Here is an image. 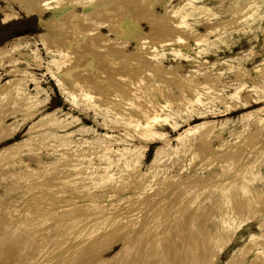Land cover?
<instances>
[{
	"label": "rangeland",
	"instance_id": "rangeland-1",
	"mask_svg": "<svg viewBox=\"0 0 264 264\" xmlns=\"http://www.w3.org/2000/svg\"><path fill=\"white\" fill-rule=\"evenodd\" d=\"M148 1L107 0L102 18L109 25L103 28L94 21L104 40L89 44L88 48L95 47L89 49L91 55L95 51L91 66L76 67V78L83 77L90 86L91 100L60 89L49 72L33 64L28 71L40 79L42 88L36 95L38 111L26 113L18 104L12 105L9 97L0 100V264H107L121 249H125L122 256L135 257L132 264L148 262V258V264H158L161 254V258H139V250L136 256L130 244L123 247L122 237L144 228L145 233L137 231L136 237L142 234L139 241L150 236L163 239L161 244L168 237L180 240L178 225L184 212H193L184 221L185 230L198 237L196 243L205 253L203 264H225L250 236L259 233L257 218L250 213L241 215L232 233L223 230L229 206L221 198L228 195L224 186L229 171L232 185L264 192V77L260 76L264 71V13L257 22L248 23L246 11L238 14L231 8L234 0ZM252 1L264 6V0ZM4 2L0 0V7L6 6ZM186 2L197 10L179 29L173 22L182 10L171 21L169 13ZM1 18L2 14L0 47L20 43V53L11 55L19 57L18 61L6 59L4 69L23 68L24 54L36 49L43 66L58 57L42 47L37 34L43 29L37 16L21 13L6 22ZM154 19L162 24L154 26ZM180 35L183 44L175 41ZM195 39L200 43L194 44ZM74 40V48L65 43L71 52L70 65L83 52V41ZM177 49L183 55H177ZM3 68L0 83L14 78ZM98 81L111 85L102 90ZM252 83L261 89L255 91ZM26 92L35 94L34 85L29 84ZM235 92L241 95L240 102L229 103L228 96ZM97 102L100 106L94 105ZM122 104L129 106L127 112ZM139 108L148 116L157 111L160 118L145 125ZM51 120L54 125L49 124ZM230 151H235L231 160L227 159ZM167 204L169 214L154 216ZM119 224L121 228L116 227ZM78 243L83 244L81 249L75 246ZM255 251L247 252L239 264H254L250 260ZM260 260L264 264V251Z\"/></svg>",
	"mask_w": 264,
	"mask_h": 264
},
{
	"label": "bare ground",
	"instance_id": "bare-ground-1",
	"mask_svg": "<svg viewBox=\"0 0 264 264\" xmlns=\"http://www.w3.org/2000/svg\"><path fill=\"white\" fill-rule=\"evenodd\" d=\"M6 2V6L5 7H0V14H2V21L6 22L10 19H14L15 17H19V15L21 13H24L26 16H37L38 17V25L43 29V32L38 33V37L39 40L41 41L40 43L42 44V47L45 49V51L47 53H56L57 54V58H53L51 59L50 62H48L46 65H42L41 62V55L38 49H36L35 51H33L32 53H26L24 54V62L25 64L23 68H17L16 66L13 67L10 70H6L3 68L5 60L8 59V63H14L16 61H18L17 57L16 59L14 57H12V53L14 52H18L19 51V47H20V43L19 42H14L12 43L8 48H3L0 47V69L3 68V70L5 71V73L11 75H13V79L11 80H6L3 83H0V100L7 98L8 97L11 99H13L11 101L12 105H19L20 107H22L24 109V111L27 112H31V113H36L38 111V106H39V100L36 98V95L41 92L42 88L40 85V79L38 77H36L33 73H31L30 71H28V69H30L31 64H33L34 66H36V68H41L43 67V69L45 70V72H49L50 75L52 77H54L57 82H58V86L60 89H64L66 90L69 94L73 95L74 97H76V95H80L81 97H83L85 100H91L92 93L90 91V86L89 88L87 87L88 85L86 84V81L82 79H79L78 77L76 78V71L78 69H76V67L81 66H91V64H93V60L95 58V51H94V56L91 55V52L88 48L90 47L89 44L91 43H97L104 40V33L102 34L101 29L97 28L98 26L94 23L95 20H97L99 22V25H101V27L105 28V26L109 25L106 24V20H104L102 17L104 14H106L107 12V4L109 2H107V0H4ZM148 1V0H147ZM158 1V0H157ZM233 1V0H231ZM4 2V3H5ZM142 2V0H141ZM140 2V3H141ZM145 2V1H143ZM149 2V1H148ZM155 2V1H154ZM234 7L231 8H235L234 11L238 14H241L242 12L246 11L245 13V18L246 21L248 23H254L257 22V20L261 17V15L264 13V6L261 5V1H256L253 2L252 0H234ZM138 3V2H137ZM147 3V2H146ZM187 3V2H186ZM184 3L183 5H180V8L177 9H173L171 10V12L169 14L170 18L169 21H171V17H175V15H177L178 11L181 9L182 10V15L180 17H178L173 23L174 26H176L177 28H183L185 27V22H186V18L189 16L193 15L194 10H197L196 8H193L190 6L189 3ZM15 4V5H14ZM148 4H152V3H148ZM5 5V4H4ZM142 5V3H141ZM145 5V4H144ZM162 5V4H161ZM165 5V4H164ZM18 8V10L16 8ZM179 7V6H178ZM173 8V5H172ZM114 9V8H113ZM152 9V8H151ZM200 9V8H199ZM115 10V9H114ZM48 11V16H45L46 12ZM166 11V10H165ZM153 12V11H152ZM169 12V10H168ZM164 13V12H162ZM166 13V12H165ZM164 13V14H165ZM157 14V13H156ZM163 14V15H164ZM168 14V13H167ZM168 14V16H169ZM113 15V14H112ZM154 15V13H153ZM158 15V14H157ZM155 16V15H154ZM166 16V15H165ZM106 17V16H105ZM123 17V16H122ZM156 17V16H155ZM108 18V17H107ZM168 19V17H167ZM120 20V19H118ZM149 20V18L147 19ZM150 20H153L152 18ZM157 20V19H154ZM165 20V18H164ZM174 20V19H173ZM149 22V21H148ZM152 21H150L149 23H151ZM160 22L159 20H157L156 22V26L157 27V23ZM167 22V21H165ZM171 22V23H172ZM108 23V22H107ZM161 23V22H160ZM159 23V25H161ZM117 25V24H116ZM153 25V23H152ZM151 26V25H150ZM149 26V27H150ZM115 28V27H114ZM135 28V27H134ZM153 28V27H152ZM110 31V30H109ZM113 31V30H112ZM116 31V30H115ZM114 31V32H115ZM117 34V32L115 33ZM120 34V33H119ZM137 35V34H136ZM134 37V36H133ZM136 37V36H135ZM76 38L79 41H83V43L81 44L82 46V53L79 54V58L78 55L76 58L78 59H74L72 61V65L67 64L69 63V61L67 62V58L70 57L71 52L67 49V47L65 46L66 44L68 45V43L70 44L71 42H73V40ZM108 38V37H107ZM106 38V39H107ZM187 39V38H185ZM108 40V39H107ZM184 38L180 35V36H176L175 41L178 43H184L185 41H183ZM58 41V43L56 42ZM75 41V40H74ZM78 42V41H77ZM66 43V44H65ZM71 43L70 48L73 47L72 45L75 44ZM79 43V42H78ZM101 43V42H100ZM110 43V41H109ZM141 43V42H140ZM200 40L195 39L194 44H199ZM93 44V45H94ZM107 44V43H106ZM96 45V44H95ZM104 45V43H103ZM140 45V44H139ZM22 46V45H21ZM26 46V45H24ZM108 46V45H107ZM184 46V45H183ZM75 47V46H74ZM73 47V48H74ZM69 48V47H68ZM69 48V49H70ZM72 48V53L76 52V50H73ZM95 48V47H93ZM99 48V47H98ZM103 48V47H102ZM178 48V47H176ZM107 49V48H105ZM139 49V48H138ZM104 50V49H103ZM113 50V49H112ZM111 50V51H112ZM193 50V49H192ZM92 51V50H91ZM109 51V50H107ZM115 51V49L113 50ZM119 51V50H118ZM139 51V50H138ZM182 50L177 49L174 50V52L177 55H183ZM100 52V51H99ZM105 52V51H104ZM117 52V51H116ZM24 53V52H23ZM73 53V54H74ZM101 53H102V49H101ZM100 53V54H101ZM119 53V52H118ZM72 54V55H73ZM114 54V53H113ZM19 55V54H18ZM103 55V54H102ZM23 56V55H22ZM76 54H74L73 57H75ZM97 56V55H96ZM10 57V58H9ZM72 57V58H73ZM99 57V56H98ZM104 57V56H103ZM187 57V56H186ZM70 58V60L72 59ZM102 58V57H101ZM107 58V57H105ZM191 58V57H190ZM104 59V58H103ZM21 61V60H20ZM77 62L81 63V64H77ZM105 62V60L103 61ZM7 63V62H6ZM23 63V62H22ZM105 65V64H104ZM161 66V65H160ZM159 66V68H160ZM257 67V66H256ZM264 68V67H262ZM261 68V69H262ZM260 69V68H258ZM256 70V68H255ZM262 72V71H261ZM152 73V72H151ZM155 73V72H154ZM153 73V74H154ZM80 74V73H79ZM106 74V73H105ZM104 74V75H105ZM101 75V74H99ZM118 75V74H117ZM217 75V74H216ZM260 75V74H259ZM258 75V76H259ZM78 76V75H77ZM93 76V75H92ZM111 76V75H110ZM150 76V75H149ZM160 76V75H159ZM261 77H264V71L261 73L260 75ZM96 77V76H95ZM108 77V76H107ZM210 77V76H209ZM81 78V77H80ZM111 78V77H110ZM119 78V77H118ZM88 79V78H87ZM86 79V80H87ZM108 79V78H107ZM112 79V78H111ZM114 80V79H113ZM140 80V79H139ZM170 80V78H169ZM110 81V80H109ZM143 81V80H142ZM141 81V82H142ZM145 81V80H144ZM211 81V80H210ZM99 82V81H98ZM98 82H95L98 83ZM118 82V81H117ZM141 82L139 83V85L141 84ZM111 83V82H110ZM120 83V82H119ZM135 83V82H134ZM145 83V82H144ZM147 83V82H146ZM180 83V82H179ZM29 84H33L34 88L36 89V93L35 94H30L28 92H26V89L28 87ZM99 85H101L102 90H107L108 89V85L111 84H107V82H99ZM138 84V83H137ZM184 84V83H183ZM245 84V83H244ZM253 84V89L255 91H258L259 89H261V85L260 84H256V83H252ZM90 85V84H89ZM97 85V84H96ZM132 85V84H131ZM135 85V84H134ZM142 85V84H141ZM146 85V84H145ZM243 85V84H242ZM98 86V85H97ZM122 86V85H120ZM133 86V85H132ZM131 86V87H132ZM101 87L99 86L100 90ZM111 87V86H110ZM113 87V86H112ZM115 87V86H114ZM242 87V86H241ZM122 88V87H119ZM117 88V89H119ZM140 88V87H139ZM189 88V87H188ZM114 89V88H113ZM116 89V88H115ZM125 89V88H124ZM123 89V90H124ZM127 89V88H126ZM136 89V88H135ZM212 89V88H211ZM242 89V88H241ZM263 89V87H262ZM122 90V89H121ZM122 90V91H123ZM93 91V90H92ZM111 91V90H110ZM125 91V90H124ZM123 91V92H124ZM135 91V90H134ZM141 91V90H140ZM105 92V91H104ZM114 92V91H113ZM116 92V91H115ZM120 92V91H119ZM130 91H128L129 94ZM263 92V91H262ZM112 93V91H111ZM118 93V92H117ZM122 93V92H121ZM126 93V92H124ZM238 93H240L238 91ZM237 92H235L234 94H230L228 96V102L229 103H237V101H239L241 95H238ZM243 93V92H242ZM99 94V93H98ZM150 94V93H149ZM95 95V94H94ZM104 95V94H102ZM109 95V94H108ZM101 96V94H100ZM115 96L117 97V95L115 94ZM143 96V95H142ZM225 96V95H224ZM243 96V95H242ZM250 96V95H248ZM248 96H244L243 98H248ZM95 97V96H94ZM111 97V96H109ZM112 97H114L112 95ZM127 97V96H126ZM48 97H45L44 100H47ZM100 98V97H99ZM102 98V97H101ZM104 98V97H103ZM108 98V97H107ZM124 98V97H123ZM122 98V100H123ZM135 98V97H134ZM145 98V97H144ZM142 98V99H144ZM225 98V97H224ZM98 99V98H95ZM114 99V98H113ZM118 99V98H117ZM121 99V98H120ZM132 99V98H130ZM112 100V98H111ZM111 100L110 103L112 102ZM116 100V98L114 99V101ZM136 100V99H135ZM140 100V99H139ZM191 100V99H190ZM199 100V99H198ZM4 102V100H1ZM0 101V103H1ZM9 101V103H10ZM94 101V100H93ZM104 101V100H103ZM108 101V100H106ZM108 101V102H109ZM118 101V100H117ZM141 101V100H140ZM192 101V100H191ZM226 101V103H227ZM125 102V101H124ZM126 102H129L128 100ZM240 102V101H239ZM6 103V102H5ZM4 103V104H5ZM8 103V101H7ZM6 103V104H7ZM8 103V104H9ZM107 103V102H106ZM113 103V102H112ZM115 103V102H114ZM123 103V102H122ZM137 103V102H136ZM225 103V104H226ZM228 103V104H229ZM234 103V104H235ZM3 104V103H2ZM124 104V103H123ZM122 104V108H126L124 107V105ZM144 104V103H143ZM195 104V103H194ZM94 105L100 106V104L98 105V102L95 103ZM107 106V104H105ZM114 105V104H111ZM121 105V104H120ZM130 105V103H129ZM151 105V104H150ZM236 105V104H235ZM232 104V107L235 106ZM10 106V105H9ZM102 106V105H101ZM230 106V105H229ZM237 106V105H236ZM11 107V106H10ZM9 107V108H10ZM14 107V106H13ZM12 107V108H13ZM16 107V106H15ZM14 107V108H15ZM129 107V106H128ZM127 107V109H128ZM150 107V106H149ZM185 107V106H184ZM19 108V107H18ZM20 108V110L22 109ZM106 109H108L107 107H105ZM119 108V107H118ZM117 108V109H118ZM121 108V107H120ZM121 108V109H122ZM131 108V107H130ZM193 108V107H192ZM203 108V107H202ZM258 108V107H257ZM17 109V108H16ZM22 109V111H23ZM110 109V108H109ZM140 109V108H139ZM151 109V108H150ZM129 110V109H128ZM132 110V109H131ZM142 112L141 115L143 117L142 123H144L145 125L147 123H150V119H153V121H156L158 118H160V116L156 113L153 112L154 115L152 116H148L147 114H145L146 112H144V109H140ZM139 110V111H140ZM144 110V111H143ZM152 110V109H151ZM193 110V109H191ZM125 111L127 112V110L125 109ZM138 111V112H139ZM179 111V110H178ZM185 111V110H184ZM137 112V115H139ZM149 112V111H148ZM159 112V111H158ZM136 113V112H133ZM128 114V113H127ZM129 114H132L131 112H129ZM161 114V113H160ZM26 115V114H25ZM48 115H52V114H48ZM140 115V116H141ZM151 115V114H149ZM162 115V114H161ZM134 116V115H132ZM136 116V115H135ZM134 116V117H135ZM172 116V115H171ZM49 117V116H48ZM131 117V116H130ZM141 117V118H142ZM136 118V117H135ZM139 119V118H138ZM261 120H259L260 122ZM152 123V122H151ZM1 124V121H0ZM41 124V123H40ZM50 125H54L55 121L51 120V122L49 123ZM37 126V125H35ZM149 126V125H148ZM147 127V126H146ZM6 129V127H4ZM32 129V126H31ZM36 130V129H35ZM29 131V130H28ZM232 131V130H231ZM243 131V130H242ZM4 132V131H3ZM34 132V131H33ZM2 136V132H0ZM182 133H180L179 135H181ZM5 135V134H4ZM177 135V136H179ZM218 135V134H217ZM220 135V134H219ZM256 136V134H255ZM254 136V139H255ZM3 137V136H2ZM1 137V138H2ZM5 137V136H4ZM29 137V136H28ZM176 137V136H175ZM202 137V136H201ZM219 137V136H218ZM248 138V137H247ZM110 139V138H108ZM112 139V138H111ZM205 139V138H204ZM202 139V140H204ZM253 139V140H254ZM141 140V138H140ZM143 140V139H142ZM252 140V139H251ZM259 140V139H258ZM208 141V140H207ZM246 141V140H245ZM202 142V141H200ZM204 143V142H203ZM251 143V142H250ZM104 144V143H103ZM235 144V143H234ZM261 146V145H260ZM205 147V146H204ZM235 147V146H234ZM239 146H237L238 149ZM247 147V146H246ZM114 148V147H113ZM197 148V146L195 147ZM244 148V145H243ZM203 149V148H202ZM105 150V148H104ZM109 150V149H108ZM194 150V149H193ZM241 148L238 150L240 151ZM199 151V150H197ZM235 151L231 152H227V159L231 160L234 157V153ZM99 153V152H97ZM101 153V152H100ZM146 153V152H145ZM220 155H223L220 154ZM237 155V153H236ZM240 155V154H239ZM189 156V155H188ZM195 156V155H194ZM213 156V155H212ZM238 156V155H237ZM222 159L223 156H220ZM217 158V157H216ZM215 158V159H216ZM238 158V157H237ZM253 158V157H252ZM227 159L224 158V161L228 162ZM214 160V159H213ZM211 161V160H210ZM221 160V163L224 162ZM210 163V162H209ZM208 163V164H209ZM215 164V163H214ZM213 164V165H214ZM216 165V164H215ZM220 165V164H219ZM223 166V165H222ZM254 166V165H253ZM224 171L227 169V166L224 167ZM223 169V168H222ZM223 171V170H222ZM214 172V171H211ZM228 172V171H227ZM233 174V173H232ZM231 172H228V176L225 178V180L227 181L226 185L224 186L226 189H228V195H224L221 200L224 201L226 203V206H229L228 210L226 211V213H224L223 217L226 218L225 221L222 222L221 227L222 229H228V231L230 230L231 233L234 231L235 228H237L239 226V218L241 217V215L243 216H248V215H253L257 218L256 220V224L257 227L259 228V233L254 234L253 236H250L249 239L246 241V243H244L240 248L237 249L236 252H234L229 259L226 261L225 264H239L243 257H245L247 254V252H250L251 249L255 248L256 251L252 256V260H250L252 263L254 264H261V260H260V255L261 253L264 251V192L260 191L258 189H250L246 186L244 187H240L239 184H235L232 185L229 178L232 175ZM193 175V174H192ZM211 175V174H210ZM153 176V175H152ZM207 177V176H206ZM210 178V177H209ZM197 180V178H196ZM207 180V179H205ZM214 181V180H213ZM189 183V181H188ZM203 183V181H202ZM210 183H212V181H210ZM192 184V181H191ZM193 184H199L198 181L196 183ZM153 185V184H152ZM208 185V184H207ZM185 186V184H184ZM168 194V193H167ZM168 203L171 206V199ZM173 201V200H172ZM157 202V201H156ZM154 204V203H152ZM149 205V204H148ZM155 205V204H154ZM163 207V209H162ZM160 211L157 210L154 213V216H158V215H163L165 212V214H169V206L168 204L165 206H162ZM155 208V207H154ZM172 208V207H171ZM180 209H184L183 207H181ZM194 210V209H193ZM192 210V211H193ZM148 212V211H146ZM164 212V213H162ZM181 212V211H180ZM200 212V211H199ZM193 213V212H192ZM192 213H188L186 214V212H184L183 215V220L181 219V224L178 225L179 228L181 229V237L180 240H176L174 238H165V243L166 244H161L158 242H162L163 243V239H159L156 237H147V240H137V238L140 239V236H142V234H139V237H136V235H138V230H134L133 233L131 232V234H125L124 237H122V244L123 247L126 245H129V247H131V252L135 253V251L139 250V254L137 253V255L139 256V258L143 259V256L148 258L149 256H151L150 258H158L157 256H159L160 254L163 256V258L165 257V263L164 264H203V261L205 259L204 254L202 252V247L201 245H198V243H196L198 240V237H192L189 236L190 234L188 233L189 230H185L186 228V224L184 223L185 220H187V216L189 218V216ZM250 213V214H249ZM182 214V212H181ZM153 215V214H152ZM171 215V214H170ZM250 215V216H251ZM153 216V217H154ZM198 216V215H197ZM162 217V216H161ZM171 217V216H170ZM186 217V219H185ZM200 217V216H199ZM150 218V216H149ZM146 218V219H149ZM177 221V223L179 222L177 220V217H175ZM156 219V218H155ZM179 219V218H178ZM197 219V218H196ZM143 220V219H142ZM198 220V219H197ZM196 220V221H197ZM238 220V221H237ZM151 221V219H150ZM144 221L139 222L143 223ZM148 222V220H145V223ZM186 222V221H185ZM149 223V222H148ZM156 223V222H155ZM154 223V225H155ZM151 224V223H150ZM176 224V222H175ZM174 224L173 229H176V225ZM126 225V223L124 224ZM123 225V226H124ZM131 225V224H130ZM135 225V224H134ZM138 225V223H137ZM144 225V224H143ZM147 225V223H146ZM149 225V224H148ZM153 225V226H154ZM122 226V227H123ZM145 226V225H144ZM143 226V227H144ZM150 226V225H149ZM201 226V224H200ZM115 227V226H114ZM118 228H121L120 224L119 226H116ZM142 227V226H141ZM142 227V228H143ZM152 226H150L151 229ZM171 227V228H172ZM203 228V226H202ZM144 229V228H143ZM142 229V230H143ZM188 229V228H187ZM142 230H139V232L141 233ZM147 230V229H146ZM146 230H143L144 233ZM222 230V231H223ZM112 231V230H111ZM110 231V232H111ZM142 231V232H143ZM178 231V230H177ZM137 232V234H136ZM173 232V231H172ZM79 233V232H78ZM109 233V231H108ZM143 233V235H144ZM148 233V232H146ZM122 235V234H121ZM151 235V234H150ZM154 236H156V234H153ZM194 236V235H193ZM179 237V236H178ZM11 238V237H10ZM121 239V238H120ZM82 241V240H81ZM89 241V240H88ZM10 242V241H9ZM86 242V241H85ZM84 243V242H83ZM158 243V245H157ZM82 244V243H81ZM80 244V245H81ZM161 244V245H159ZM79 243L75 246H79ZM83 245V244H82ZM157 245V247H156ZM163 245L164 248H160V246L162 247ZM74 247V246H73ZM122 247V246H121ZM156 247V250L155 248ZM162 249L161 251H159L160 249ZM68 248V247H67ZM78 248V247H77ZM78 248V250H80ZM70 248H68L69 251ZM76 249V247H75ZM74 249V250H75ZM120 249V248H119ZM159 249V250H158ZM77 250V251H78ZM125 249H121L119 251H116L112 257L110 259H108L106 261L107 264H132L130 262H132L135 257L134 255H136V253L134 255H132V257H134V259L131 260V258L129 257L130 255L127 253L122 256V252ZM76 251V252H77ZM159 251V252H158ZM207 251V250H206ZM205 251V252H206ZM75 253V252H74ZM73 253V255H75ZM129 255V256H128ZM136 255V256H137ZM146 255V256H145ZM121 256L123 257L121 259ZM142 256V257H141ZM208 257V254H207ZM130 258V260L128 259ZM138 258V257H136ZM145 258V260H146ZM159 258H161V256H159ZM163 258L159 261L158 264H160V262H164ZM128 259V261L125 262V260ZM149 259V258H148ZM147 261H151L148 260ZM90 260V259H89ZM94 260V259H93ZM92 260V261H93ZM207 260V259H206ZM144 261V259H143ZM142 261V263H143ZM89 262V261H88ZM145 263L148 264V262L144 261ZM153 262V263H152ZM151 263L154 264L155 262L152 261ZM158 262V259L156 261V263ZM161 262V264H162ZM87 263V262H86ZM141 263V264H142ZM149 263V264H151ZM82 264V263H81ZM104 264V263H103ZM208 264V263H207Z\"/></svg>",
	"mask_w": 264,
	"mask_h": 264
}]
</instances>
